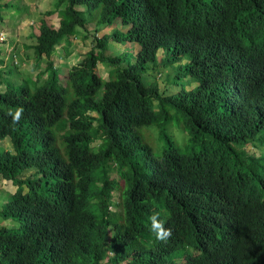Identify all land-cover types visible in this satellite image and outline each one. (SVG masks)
<instances>
[{"label":"trees","instance_id":"obj_1","mask_svg":"<svg viewBox=\"0 0 264 264\" xmlns=\"http://www.w3.org/2000/svg\"><path fill=\"white\" fill-rule=\"evenodd\" d=\"M57 9L59 26L43 22L33 47L37 58L50 59L45 80L24 77L0 90V178L17 188L0 209L14 223L0 227V264H175L167 257L187 227L202 240L224 239L231 263L261 264L264 23L254 25L253 17L264 0H58ZM89 24L96 33L115 29L94 37L63 84L53 53ZM232 44L247 57L257 88L251 97L237 92L239 83L228 76ZM161 51L168 63L189 55L183 68L192 90L174 93L162 82ZM18 108L23 113L14 123L10 113ZM171 112L183 118L193 153H182L168 136L161 154L142 151L143 128L173 122ZM57 132L67 158L56 146ZM111 171L130 184L121 223L109 208L118 205L123 182ZM155 207L163 227L173 228L174 243L157 239L144 224Z\"/></svg>","mask_w":264,"mask_h":264},{"label":"rangeland","instance_id":"obj_2","mask_svg":"<svg viewBox=\"0 0 264 264\" xmlns=\"http://www.w3.org/2000/svg\"><path fill=\"white\" fill-rule=\"evenodd\" d=\"M57 2L58 0H0L3 19L0 21V31L5 33V39H7L4 42L0 41V72L3 71L2 77L7 76V81L5 80L6 85L0 84V90L7 89L9 85H13V87L19 86L24 77L35 80L39 78L45 80L47 77L45 73L49 61H47L46 57L42 59L36 57L35 48H33L36 38L34 39L33 37L38 33V27L41 26V22L43 21L58 27L60 15L57 9ZM55 10L58 13L53 16L45 13L46 11ZM95 29L94 24L87 25L85 29H81L80 36L72 37L70 44H62L54 53V67L60 70V80L63 84L68 79L69 70L78 65L91 51L94 45V37H101L106 33H112L115 27L105 28L99 33H96ZM124 29L127 30L126 27ZM131 46V44L116 45V49L120 50ZM15 55L19 56V58L16 57L22 65L14 74L9 75L15 70L13 67V62L16 61ZM168 57V53H163L162 51L158 53V58L162 62L158 68L162 82H165L167 87L174 93L181 89L192 90L189 86V78L185 76L183 68L190 61L189 55L187 54L184 60L177 63H168ZM98 73L107 78L106 68L102 64H99ZM195 81L198 82L197 78H195ZM11 82H16V84ZM156 104L157 102H155ZM171 115L176 119L169 124L161 122L159 125L143 128L141 133L144 138L145 147L142 151L151 148L157 154H161L168 148V140L164 138V136H168L183 152L188 154L192 152L188 150L189 133L183 118L177 117L174 112H171ZM99 144H101L100 140L94 143V145ZM7 145L8 148L12 149L10 143ZM56 146L60 154L66 157V144L61 132H57ZM1 147L3 146L0 145ZM109 174L112 178L116 177L115 171H111ZM15 192L16 187L12 182L0 180V209ZM0 227L12 228L14 227V223L9 220H3L0 217ZM171 259L174 260L175 257L173 256Z\"/></svg>","mask_w":264,"mask_h":264},{"label":"clouds","instance_id":"obj_3","mask_svg":"<svg viewBox=\"0 0 264 264\" xmlns=\"http://www.w3.org/2000/svg\"><path fill=\"white\" fill-rule=\"evenodd\" d=\"M5 6H6V4H5ZM0 10L2 13V6H1ZM46 12H48V11H46ZM261 16H264V9L261 12H259V14L255 15V17H253L254 18L253 19L254 25H257V26L263 25L264 18H262ZM59 18H60V16H59ZM43 22H45V21H43ZM43 22H41V26L38 27V33L33 37L34 39L36 38V36H38L40 34ZM45 23L50 25L48 22H45ZM59 24H60V21H59ZM50 26H53V25H50ZM114 27H115V25H114ZM249 27H250L249 24H247L244 27L243 32H245L246 29H248ZM97 33H99V32H97ZM101 37H99V38H101ZM6 40L7 39H5V33L3 31H0V41L4 42ZM63 44H65V43H63ZM56 50H58V48L55 49L54 53L56 52ZM114 51L118 52L117 49ZM54 53H53L52 58L54 57ZM250 54L255 60L257 57L256 54L253 52ZM16 56L17 55H15L16 61L13 62L14 68L18 67L19 65H22V63L19 61V59H17V57L19 58V56H17V57ZM44 57H46L48 60H50L47 56H43L42 58H44ZM246 60H247V57L242 54L240 49H238L237 45L232 44L230 46V53H229V56L227 59L228 76L231 80H233L235 82V84L236 83L241 84V85H239V84L235 85V89L237 92L247 93L251 97L253 95V93L257 92V88L255 86V83L252 80H249L250 77L248 76V67L245 64ZM55 69H57V68H55ZM59 72H60V70H59ZM196 76L197 75H195V78H196ZM107 78H108V73H107ZM107 78H105V79H107ZM194 86H199V82L195 81ZM190 89H191V87H190ZM22 113H23V108L16 109L14 114L10 113V115L13 116V122L14 123H17L19 121ZM189 137H190V135H189ZM190 146H191V142L189 139L188 150L192 151L189 154L183 152L180 148H179V150L184 154L191 155L193 153V149ZM241 148H243V147L239 146V145L237 146L238 151H240ZM195 149L198 150L199 148L196 147ZM115 169H118L119 171H123V172L126 171V168L120 169L118 166H115L112 168V170H115ZM0 180L7 181V180H3L1 178H0ZM115 180H117L118 183L123 182V184L120 186V188L116 192V195L114 198V202L118 205L117 206L112 205L111 208H109V209H110V212L112 214L111 215L112 219L118 223H121L122 221H124V217L126 215L124 205L122 204L123 203V193L126 189L129 188L130 184H129L128 178L121 179L119 177H116ZM16 190H17V188H16ZM201 212L204 215H212V212L208 211V210H205V211L201 210ZM161 213H162V210H158L157 207L153 208V212L150 214V218L148 220H145L144 224L145 223L149 224V227H151V230L156 234L157 239L164 240V241H166L168 239V241H170L171 243H174L173 228L170 227V228L166 229L163 227V225H162L163 221L160 218ZM179 243L180 244L177 246V248H175L173 250V253H171V255L169 257H167V261L174 262L175 264H233V263H231V261L229 259V248H230V246L224 239L219 240L216 243L214 241H212L211 239L202 240L195 230L189 229L187 227L186 236ZM173 256L175 257L174 260L171 259V257H173ZM124 264H126V263H124ZM149 264H151V263H149ZM261 264H264V258H263Z\"/></svg>","mask_w":264,"mask_h":264}]
</instances>
